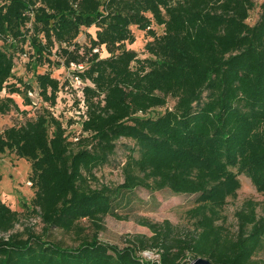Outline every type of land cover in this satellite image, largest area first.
I'll return each mask as SVG.
<instances>
[{"label": "trees", "instance_id": "obj_1", "mask_svg": "<svg viewBox=\"0 0 264 264\" xmlns=\"http://www.w3.org/2000/svg\"><path fill=\"white\" fill-rule=\"evenodd\" d=\"M254 8V0H0V114L25 119L0 128V155L30 163L35 194L25 212L42 224L41 232L17 230L23 213L0 201V264L263 263L256 203L236 212L235 231L222 220L239 186L231 169L264 193V2L251 24ZM136 31L149 38L145 58L132 48ZM18 52L36 63V87L16 77ZM72 63L84 67L72 70ZM73 76L84 83L86 110L65 121L56 106ZM156 109L164 112L151 116ZM75 125L79 134L70 132ZM122 139L134 143L124 180L100 183L96 170ZM139 188L197 195L192 229L143 218L150 236H129L122 248L102 241L105 218ZM146 251L157 258L146 259Z\"/></svg>", "mask_w": 264, "mask_h": 264}, {"label": "rangeland", "instance_id": "obj_2", "mask_svg": "<svg viewBox=\"0 0 264 264\" xmlns=\"http://www.w3.org/2000/svg\"><path fill=\"white\" fill-rule=\"evenodd\" d=\"M254 2L255 8L252 10L250 17L251 24H254L259 18L260 5L264 0H254ZM90 31L93 32L94 30L90 29ZM157 31L159 34L163 32L162 28H158ZM135 34L137 41L132 48L138 52L140 58H145L147 54L144 47L149 38L141 31H136ZM87 35L88 29H83L80 37L82 36L85 39ZM25 49H28V47L26 46ZM34 65L36 66V63L31 62L29 53L18 52L15 54L14 72L16 77L32 81L36 87V82L33 79ZM47 65L48 63L40 66L37 69L38 72L44 73L47 70ZM52 73L59 78L65 77L61 74L62 70L60 69H55ZM72 89L75 90L76 88L73 87ZM15 99L21 109H25L22 98L15 95ZM32 99L35 104H39L40 100L38 97L34 96ZM66 99L67 101L65 102ZM66 99L62 100L58 110L65 114V121L69 118H74L76 115L73 106L74 100L71 97H67ZM169 103L172 105V101ZM27 109L30 108L28 107ZM163 112L164 109H156L152 112L151 116H156ZM34 113L35 110H32L29 116H33ZM24 121V117L20 116L17 112H12L7 116L0 114V128ZM70 132L79 134L80 125L72 126ZM133 147L134 143L130 140L122 139L118 142L116 153L111 157L110 163L96 170V176L100 183L116 186L123 182L122 166L130 151L129 149ZM31 170L30 163L25 159H18L13 154L0 155V201L8 204L12 209L23 213L24 216H22L21 223L16 228L17 230H22L25 226H33L35 231L41 232L42 224L40 223V219L37 216L28 215L25 212L26 207L24 206L30 203L35 194V189L30 184ZM231 171L235 174L239 186L236 189L235 195H230L226 198V204L222 210V220L228 228L235 231L237 228L236 212L243 207L246 201L251 200L256 203L259 215H264V193L258 190L248 175L239 172L236 168L231 169ZM197 200V195H176L170 190L150 192L139 188L124 200L119 214L110 215L105 218V230L100 234V239L122 248L127 245L126 239L129 236L136 234L150 236L151 232L149 229L141 225L143 218H147L153 222L169 220L179 232H185L192 229L188 211L198 204ZM88 224V222H84V225ZM55 236L59 241L68 246H76L74 240L67 235L57 232ZM142 256L146 259L157 258L155 252L152 251H146ZM256 259L262 261V264H264V244Z\"/></svg>", "mask_w": 264, "mask_h": 264}, {"label": "built area", "instance_id": "obj_3", "mask_svg": "<svg viewBox=\"0 0 264 264\" xmlns=\"http://www.w3.org/2000/svg\"><path fill=\"white\" fill-rule=\"evenodd\" d=\"M94 52L101 54L100 49H94ZM83 67H84L83 64H80V65H76L74 63L71 64V69L72 70H76V69L81 70V69H83ZM70 85H71L70 86L71 88H66V92H64V93L62 92L61 93V96L59 98L58 105L56 106V109L59 110V107H60V105L62 103V100H65L67 97H71L74 100L73 101V105H74L75 100L79 99L80 100L79 107L78 108H74V111L76 113L74 119L79 120L80 119V114H84L85 110H86L85 103H84V100H83V93H82L84 83L79 77L73 76L71 78V80H70ZM73 87L76 88V89L73 90L72 89ZM63 94H64V97H63ZM77 95H78V98H77ZM29 96L31 98H33L34 96L37 97V94H36V92H30ZM66 101H67V99L65 100V102Z\"/></svg>", "mask_w": 264, "mask_h": 264}, {"label": "water", "instance_id": "obj_4", "mask_svg": "<svg viewBox=\"0 0 264 264\" xmlns=\"http://www.w3.org/2000/svg\"><path fill=\"white\" fill-rule=\"evenodd\" d=\"M191 264H213L207 259L199 258L194 260Z\"/></svg>", "mask_w": 264, "mask_h": 264}]
</instances>
